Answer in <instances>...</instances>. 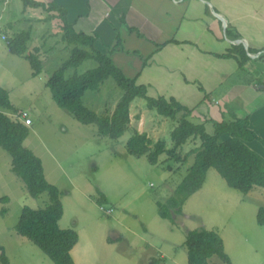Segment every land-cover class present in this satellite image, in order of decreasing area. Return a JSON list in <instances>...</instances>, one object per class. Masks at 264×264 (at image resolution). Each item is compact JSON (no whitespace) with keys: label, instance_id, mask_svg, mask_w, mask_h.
Wrapping results in <instances>:
<instances>
[{"label":"rangeland","instance_id":"1","mask_svg":"<svg viewBox=\"0 0 264 264\" xmlns=\"http://www.w3.org/2000/svg\"><path fill=\"white\" fill-rule=\"evenodd\" d=\"M55 16L40 10H23L20 0H0V23H12L10 36L28 32V27L34 28L26 53H33L34 46L44 47L39 53L41 58L37 57L42 65L37 77L29 76L25 61L9 57L5 62L7 71H0V85L9 93L11 104L27 113L31 121L23 146L40 159L45 180L61 194L62 215L58 227L77 234V244L70 252L74 264H152L153 260H157L153 264H188L183 246L185 233L198 229L213 231L222 239L232 264H264V226L256 224L257 210L264 208V189L254 187L243 195L229 189L216 171L209 169L201 189L182 205L181 215H174L173 222L163 220L155 203L164 204L173 195L193 163L198 140H190L178 153L181 159L189 154L183 162L163 155L157 165L152 166L145 157L127 154L130 134L134 131L145 134L153 143L163 140L165 148L170 150L173 145L170 132L176 123L148 110L143 100L137 99L130 105L129 130L116 141L98 137L94 126L81 125L56 106L45 83L69 58L72 47L62 41L61 23ZM104 44L100 43L99 48ZM3 46L0 42V48ZM128 58L137 64L142 62L140 54H131ZM158 58L164 71L184 70L183 75L190 82L182 85L181 72L172 74L178 75L179 85L174 78H166L165 72L157 73L163 80L148 88L150 96L177 93L178 100L193 111L196 106L200 107L199 104L203 105L204 97L216 98L224 88L226 82L214 86L221 82L223 73H217L216 69L204 72L203 82H192L200 68L193 67L195 58L185 52L170 57L164 53ZM165 59L169 62H163ZM95 67V62L86 61L76 69H68L65 77L80 75ZM217 68L228 70L226 66ZM123 69L129 76L128 69ZM235 71L228 82L239 80L242 88L245 81L257 79L236 68ZM238 73L240 76H236ZM242 93V101L245 97L249 103L253 100L245 91ZM120 96L114 81L108 79L98 91H87L83 104L99 116L111 114ZM241 103L237 101L236 106L245 108ZM191 121L205 122H197L193 117ZM205 130L208 134L212 132L210 124L205 123ZM10 161L9 155L0 149V199H8L5 204L0 202V212L5 211L3 216L0 214V247L4 249L8 264H52L35 246L14 232L22 207L42 209L47 204V196L29 197L23 183L10 172ZM167 165L171 167L168 171L165 170ZM97 190L105 196L106 205L96 204ZM208 264L222 263L212 257Z\"/></svg>","mask_w":264,"mask_h":264},{"label":"trees","instance_id":"2","mask_svg":"<svg viewBox=\"0 0 264 264\" xmlns=\"http://www.w3.org/2000/svg\"><path fill=\"white\" fill-rule=\"evenodd\" d=\"M20 1L23 9H40L48 14L56 13L55 18L61 23V39L67 46L72 47L69 58L45 83L59 109L81 125L94 126L98 137L116 141L129 130L130 105L137 99L143 100L148 110L176 123L170 132V140L173 143L170 150L165 148L163 140L153 143L145 134L135 131L130 134L126 143L127 154L136 158L145 157L152 166L157 165L159 157L163 155L175 162H183L189 154L181 159L178 153L190 140H198L199 146L193 152V163L173 195L164 204L155 203L161 219L173 222L174 215H181L182 205L201 189L209 169H214L229 189L243 195L254 187L264 189L263 162L245 145L247 142L258 140L248 128L246 117L221 122L212 120L204 123L192 122V110L180 105L173 98L147 97L144 86L137 85L135 78H126L106 54L95 49V37L73 30L67 21V13L64 9L53 3L46 5L34 0ZM226 35L231 40L237 39L230 30ZM29 39V32L19 33L6 40V48L10 55L26 60L31 69V77H37L42 71V65L36 51L26 54ZM119 43L118 39L117 44ZM250 55L257 57L252 58ZM219 57L235 60L239 72L257 76L255 85H263L264 54L261 52L245 49L243 44L237 41L231 45L226 54ZM86 61L95 62L96 67L80 75L65 77L68 69H76ZM237 76H240L239 73ZM108 79L114 81L121 96L111 114L99 116L84 106L83 96L87 91H98ZM0 110V149L11 159L10 172L23 183L28 196L32 199L42 194L47 196V204L42 209L22 207L14 232L35 246L52 264H74L70 252L77 244V234L73 230L58 227L62 215L61 194L56 187L45 180L40 159L23 146V142L29 136L28 126L17 119L22 111L11 104L9 93L3 88H0ZM2 111L12 114L14 120ZM205 123L211 126L210 134L205 130ZM168 169L171 167L165 166V170ZM0 202L5 204L8 199L3 197ZM95 202L99 206L107 204L105 196L98 190ZM0 214L3 216L5 211L1 210ZM256 224L264 226L263 207L257 210ZM183 246L188 264H208V260L212 257H216L222 264H232L224 251L221 238L213 231L205 229L187 231ZM155 261L157 260H153L152 264ZM0 264H8L4 249L1 247Z\"/></svg>","mask_w":264,"mask_h":264},{"label":"crops","instance_id":"3","mask_svg":"<svg viewBox=\"0 0 264 264\" xmlns=\"http://www.w3.org/2000/svg\"><path fill=\"white\" fill-rule=\"evenodd\" d=\"M34 1L46 5L53 3L64 9L67 13V21L73 30L95 37V49L99 52L105 51L103 54L110 58L114 66L126 78H135L137 85L144 86L149 98L157 97L150 96L148 88H153L154 82L163 80L156 75L157 73L165 72L166 78H174L176 85H179L176 79L178 75L175 77L172 74H175L176 71L181 72L182 85L186 86L190 82L183 75L184 70L171 68L164 71V65L158 58L164 53L169 57L177 53L182 55L184 52L189 57L193 56L195 58L193 67L200 68V72H197L192 79L194 83L204 81L202 77L204 72L211 73L216 69V72L220 74L222 71L221 82H216L214 85L219 87L226 82L218 97L212 99L204 97L201 101L203 105L196 106L191 117L197 122L208 120L221 122L246 117L248 128L258 140L247 142L245 145L249 149V146L252 145L250 150L262 160L264 169V75L262 74L261 89L260 86L255 85V81L249 80L245 81L246 85L242 88L239 85V80L228 82L231 73L236 72L235 68L237 70V62L233 59L219 57L226 54L231 45L237 41H240L245 49L264 54V0ZM50 15H55V13H50ZM11 30H13L12 23H0V34L7 39L13 37L9 34ZM229 30L232 35L237 36V39L225 38L226 32ZM28 32L30 33L29 40H31L34 28L28 27ZM118 39L119 44H117ZM103 42L104 46L99 48V44ZM3 43L4 46L0 48V71H7L8 67L5 62L9 61V57L15 56L8 53L6 42ZM128 44L132 47H129ZM31 50L36 51V55L39 57V53L44 51V47L34 46ZM131 54H140L142 62L138 64L131 62L128 58ZM257 55L250 56L256 58ZM18 59L28 64L26 60ZM163 62L168 63L169 61L165 59ZM12 63L19 65L21 62ZM218 66H226L228 70L219 69ZM24 67L27 66L24 64ZM124 67L128 69L129 76L124 73ZM28 69L29 76H31L29 64ZM0 88H2L1 85ZM240 89L253 98L250 103L246 97L244 101L240 99L243 96V91ZM158 97L173 98L177 103L186 107L178 100L177 93H162ZM237 101H241V105L245 108L237 107ZM6 115L12 117V114L7 113ZM161 259L165 260L163 256Z\"/></svg>","mask_w":264,"mask_h":264},{"label":"built area","instance_id":"4","mask_svg":"<svg viewBox=\"0 0 264 264\" xmlns=\"http://www.w3.org/2000/svg\"><path fill=\"white\" fill-rule=\"evenodd\" d=\"M7 38L4 35L0 34V41L2 42H6ZM17 119H19L25 126H30L31 125V121L28 118L27 113L22 112L21 115L19 117H17Z\"/></svg>","mask_w":264,"mask_h":264},{"label":"water","instance_id":"5","mask_svg":"<svg viewBox=\"0 0 264 264\" xmlns=\"http://www.w3.org/2000/svg\"><path fill=\"white\" fill-rule=\"evenodd\" d=\"M262 88V86H260V89Z\"/></svg>","mask_w":264,"mask_h":264}]
</instances>
